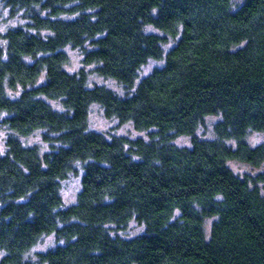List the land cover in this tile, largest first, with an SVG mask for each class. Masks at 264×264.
Segmentation results:
<instances>
[{"label": "trees", "instance_id": "1", "mask_svg": "<svg viewBox=\"0 0 264 264\" xmlns=\"http://www.w3.org/2000/svg\"><path fill=\"white\" fill-rule=\"evenodd\" d=\"M0 2L28 19L0 28V264H264V143L248 140L264 131V0ZM69 46L130 92L70 71ZM93 104L149 139L92 129ZM209 115L216 137L201 138ZM36 130L49 150L24 143ZM232 160L263 169L240 176ZM133 219L144 233H113ZM50 234L63 242L31 255Z\"/></svg>", "mask_w": 264, "mask_h": 264}, {"label": "rangeland", "instance_id": "2", "mask_svg": "<svg viewBox=\"0 0 264 264\" xmlns=\"http://www.w3.org/2000/svg\"><path fill=\"white\" fill-rule=\"evenodd\" d=\"M73 17V16H67ZM28 19L23 15V12H19L16 16H12L9 8H7L3 3L0 2V28L3 31L11 27L17 26H26ZM146 31L149 33H158L162 34L159 30L153 26H147ZM175 44L174 40H170L165 44V51H169L171 47ZM66 50L70 55V63L68 69L70 71H79L80 69H85L89 74V81L93 84L106 85L118 93L124 95L128 92L120 82L113 78H106L100 75L95 65H87L84 62V54L81 49L74 47H67ZM164 60L152 59L144 66L140 71V76L145 77L150 72L153 71L156 67L162 66ZM13 91H10V94L14 96ZM52 105L59 110H63L61 103L58 100H49ZM219 115H209L206 118L205 124L200 126L197 131V134L201 138L213 139L216 137L215 125L219 121ZM90 124L91 128L100 132L105 133L107 136H127L130 138H145L149 139V132L144 130H138L135 128L131 122H121V120L113 117L109 118L105 115L103 108L98 104H93L90 112ZM12 132L6 127H0V150L1 152H6L7 150V139ZM44 130H36L30 135L22 136V139L25 144L34 145L38 144L41 146L42 150L47 151L50 149V144L44 141L43 135ZM249 142L252 145H258L264 143V131L263 132H252L248 138ZM174 142L180 146H190L191 145V136L180 135ZM230 167L240 176L246 175H256L260 172L263 167L258 168L247 163L240 161L232 160L230 161ZM82 175L83 168L81 165L78 166V171L72 173L68 178L63 181L62 184V195L64 198L65 206L74 205L78 200V195L82 188ZM112 226V231L114 234H118L122 237L131 238L137 235H140L146 231L145 225L139 223L135 219L131 220L128 225L118 227L115 225ZM63 241L59 240L55 234L46 235L42 240L33 248L31 255H34L36 252L45 251L50 248L55 247L58 244H61ZM4 252L0 248V259L3 257Z\"/></svg>", "mask_w": 264, "mask_h": 264}]
</instances>
